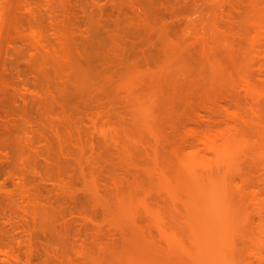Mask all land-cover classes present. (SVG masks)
I'll return each instance as SVG.
<instances>
[{"label": "rangeland", "instance_id": "1", "mask_svg": "<svg viewBox=\"0 0 264 264\" xmlns=\"http://www.w3.org/2000/svg\"><path fill=\"white\" fill-rule=\"evenodd\" d=\"M80 2L0 8V264H197L193 218L215 207L238 223L235 263L264 264V124L228 149L218 201L185 167L196 133L233 124L227 110L256 121L243 75L264 115V60L249 47L264 0ZM32 26L51 54L33 50Z\"/></svg>", "mask_w": 264, "mask_h": 264}, {"label": "bare ground", "instance_id": "2", "mask_svg": "<svg viewBox=\"0 0 264 264\" xmlns=\"http://www.w3.org/2000/svg\"><path fill=\"white\" fill-rule=\"evenodd\" d=\"M5 1L6 0H0V8H2L1 10H3V11H4L3 3ZM167 1L168 2H172L174 0H167ZM75 2H77V1H75ZM85 6H86L85 0H81L80 4H78V8L81 9V10L84 9ZM27 8H26V10L28 11V13L30 15H34L33 8H29V7H27ZM3 15L4 14H0V25L3 24L1 22H3V20L5 18ZM248 16L249 15H247V17H246L247 21H248V19L250 20V18H248ZM259 18H262V17H259ZM139 19L140 20H138V21H140L142 24H145L148 21V20L146 21L145 18L142 19L141 17ZM250 24L253 25V27L255 26L256 28L260 27V22L259 23H250ZM32 27L33 28L31 29L30 36H28L29 37L28 39L31 38V41L30 40L29 41L32 43L31 45L34 48L33 50L36 51L38 49H41V50H44V52H46V53H48V52L50 53L52 50L47 52V48L50 47V46H48L49 43L46 41L48 43V45H46V42H45V40L43 39V37L41 35V32L38 31L37 29H35L34 26H32ZM0 34H1V30H0ZM58 39H60V38H58ZM30 42H28V43H30ZM29 47H30V45H29ZM249 47H250L251 51L257 49L256 51L258 52V55H260L261 59L264 60V54L262 55L261 52H260L261 51L260 49L264 48V37H260V35L257 34L253 38V40L251 41ZM52 48L53 47H51V49ZM54 49H53V51H54ZM208 49H210V48H208ZM232 50L233 49H231V51ZM229 51H230V49H229ZM232 53L233 52L230 53L231 54L230 57L232 56V59H233V55L234 54L232 55ZM54 54H56V53H54ZM236 70H235V72H237ZM258 70H259L258 71L259 73H263V75H264V67L262 65H260ZM243 76H244V78L241 77L243 81L240 80L243 83L244 91L246 90L244 92L243 96L245 95L244 97H246V99L248 101V107H249L248 109H249V111L251 112V114L253 115V117H254V119L256 121L250 120L248 116H246V118L240 117V113H239L238 110H232L230 112L227 110L226 111V113H227L226 116L228 117L227 119L229 121H231L233 124L230 125L229 123H226V127L224 129H222V130L218 129L217 131H214V132H212V130L208 129V130L196 133L195 134V138L197 139L198 143L201 144L202 149H201V151H199L198 149H194L191 152H189V154L187 155V163H186L185 167H186V171L193 177V179H195V180L197 179L195 177H197L198 171H200V170H198L196 168H200L206 175L205 182L201 183V184L194 182V184L196 183V185H194L193 189L195 191H198L199 193H201V192L203 193L204 192V193L208 194V196L211 197L210 198L211 201L214 200V197H216L215 201H218L223 196L224 193L227 194V191H228L227 189L230 188V187H228L229 185L227 184L226 180L224 178H219L217 176L218 174H215V173L217 172V169L219 170V165H221V164L224 165V161L229 164L230 162L233 161V160L231 161L230 158H233L234 156L236 157V155L228 154V149L232 146L233 141L236 139V137L239 135V133L242 132V129L246 125L254 124V126H256V125H262L263 126V124H264V122H263L264 120L262 119L263 117H261V114L263 115V113L260 114L261 110H259V101H258V99L256 97L252 96L250 91H247L249 89V86H251L252 84H251L249 78L247 79L246 75H243ZM212 88H214V87H212ZM219 97H222V96L220 95ZM235 97L236 96L234 95V99H235ZM237 97H240V96H237ZM235 100H234V102H235ZM236 104L237 103L235 102V106H237V109H238V105H236ZM260 106H261V104H260ZM212 110H213L212 108L208 109L209 112L215 114V111L214 110L212 111ZM237 119H239L241 121V123L236 124L235 121H237ZM256 132L260 133L259 131H256ZM263 132L261 134H263ZM261 136L263 137V135H261ZM263 138L259 140V142H260L259 144L264 146V139ZM208 156H210L209 157L210 159L208 158ZM207 158H208V161L211 160V162H207ZM227 163H225L226 165H224V166H227ZM215 169H216V171H215ZM230 185H231V182H230ZM26 188H24L25 190L21 188L20 192L21 191L22 192L26 191ZM28 190H30V189H28ZM16 191H17V189H16ZM185 191H187V189ZM27 193H28V191H27ZM217 198H218V200H217ZM217 203H220V202H217ZM214 209L215 210L212 211V214H211L212 217L210 219H201L200 217H199L200 219H194L195 217L193 218V225L192 226L196 230H194L193 235H192V237H193L192 238L193 239L192 240V242H193L192 244H194L192 249L195 248V249L192 250V251H194V250L195 251L191 252L192 253L191 254L192 255L191 256L192 260L195 259L194 261H196L195 263H197V264H237V263H235V261L233 259L232 247H231L232 243L230 241L229 236H231V233L233 231H235L234 229H235V227H237V226H235V224L237 225L238 223L235 222L236 219L235 220L234 219H228V218H226V216H223V214L221 215L220 213H218L219 211L216 212V210H217L216 207ZM220 212H223V211H220ZM197 214H200V213H197ZM225 214H226V212H225ZM203 215H205V214H203ZM158 223H157V221H155V218H154V222L152 221L151 224H155V226L159 229V232H160L161 229H160V226H159ZM246 223H247V220H246ZM261 224L264 225V219L261 221ZM189 227H191V224H190ZM262 227L264 228V226H262ZM230 230H231V232H230ZM214 245L219 246V248L218 249L213 248ZM188 251L189 250H187L186 252H188ZM186 252H185V254H186ZM188 253L190 254V252H188ZM7 254H6V256H7ZM262 254H264V253L257 252V255L260 257V258L258 257V259H260V260H261V258L264 259ZM2 256L6 257L3 254H2ZM188 257H190V255H188ZM6 258H8V256ZM139 261L141 262V260H139Z\"/></svg>", "mask_w": 264, "mask_h": 264}]
</instances>
